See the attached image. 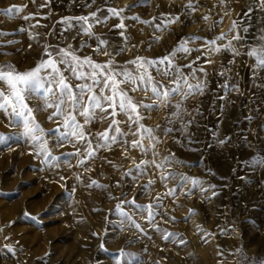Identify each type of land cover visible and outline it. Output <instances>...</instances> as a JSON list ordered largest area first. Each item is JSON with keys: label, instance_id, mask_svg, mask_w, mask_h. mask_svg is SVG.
<instances>
[{"label": "rangeland", "instance_id": "rangeland-1", "mask_svg": "<svg viewBox=\"0 0 264 264\" xmlns=\"http://www.w3.org/2000/svg\"><path fill=\"white\" fill-rule=\"evenodd\" d=\"M189 4L195 5L194 10ZM9 7L22 10L8 13ZM107 8L123 10L121 16L128 17L124 30L114 27L121 22L119 17L93 28L109 41L110 52L126 49L115 56L117 63L126 64L138 56L163 57L188 39L194 50L176 62L186 74L205 69L206 74L197 72L207 81L203 95L175 96L159 109L140 110L145 116L141 123L159 126L157 162L173 154L176 162L136 172L137 164L152 159L151 152L145 155L121 141L87 157L83 142L70 141L57 148L49 132L50 150L61 159L59 167H54L51 160L45 163L43 155H35L31 142L19 136L22 129L10 127L7 114L0 112V132L14 137L0 145V264H117L118 260L120 264H259L264 258V165L246 162L264 155V68L246 53L258 47L264 32L261 4L257 0H0V32L6 33L0 35V64L27 71L47 58L46 46L67 44L74 48L87 44L79 55L106 63L110 57L94 51L95 38L80 35L79 25L66 31L68 25L62 21L93 12L109 16ZM177 16L178 22L163 30L155 27L162 18ZM237 32L243 37L234 41L239 55L226 49L209 52L205 47L206 40ZM188 64L193 67H184ZM222 71L225 75H220ZM152 74L166 88L171 86L170 78ZM129 95L145 103L154 100L151 92ZM178 102L182 111L172 107ZM40 104L37 99L31 106L35 109ZM53 111L34 113L46 131L62 123V117L48 119ZM111 111H98L105 118L87 130L104 132L116 119L125 122L120 125L128 133L123 140L138 139L131 134L137 125L129 132L127 117L113 118L108 115ZM78 120L83 122L82 117ZM169 128L173 131L166 133ZM228 137L227 143L219 142ZM92 141L95 147V137ZM77 149L78 156H65ZM79 160L85 163L80 165ZM129 170L132 176L127 175ZM170 172L177 173V178L161 179ZM180 174L203 180L205 188L216 185L218 194L212 196V189L200 191L190 183L182 189ZM92 181L97 184L89 187ZM149 181L155 183L145 190ZM133 199L157 212L150 223L146 212L122 205L140 229L121 223L115 213L117 203ZM121 249L133 255L120 256Z\"/></svg>", "mask_w": 264, "mask_h": 264}, {"label": "snow or ice", "instance_id": "snow-or-ice-1", "mask_svg": "<svg viewBox=\"0 0 264 264\" xmlns=\"http://www.w3.org/2000/svg\"><path fill=\"white\" fill-rule=\"evenodd\" d=\"M95 3V0H92ZM261 4V10H264V0H257ZM189 9L195 8L194 4L187 6ZM20 7H9L6 9L8 13L14 11L19 12ZM106 11L109 16H98L96 12L86 16L65 17L62 23L67 24L66 31H70L76 25L80 26L79 34L87 35L90 38L97 40V46L94 51L102 53L110 57L106 63H99L94 61L90 56L81 57L79 51L83 47L89 46L83 44L80 48H74L72 44H67V47L59 45H48L45 47L44 56L41 61L32 69L20 72L13 64H0V112L6 113L9 120L10 127L22 129L19 136L26 141L31 142V146L37 157L43 155V161L48 163L50 160L54 162L52 166L59 167L61 159L59 156L53 155L49 146V132L51 138L55 141V147H63L66 142H83L85 144L84 152L87 157H95L97 151L103 148H109L112 144L131 143L133 148H140L141 151L147 155L152 154V159L144 160L135 167L136 172H143L149 166H155L157 169L167 168L168 165L176 162L175 156H165L159 163L157 156L159 153L155 152L156 143L160 139L158 135L159 126L148 127L141 121L145 116L141 114V109L152 110L159 109L161 105H168L175 96H181L182 99H187L193 95H203L207 87V81L197 76V72L205 73V69L196 68L190 74L182 71L176 61L183 54H190L194 49L188 45V39L178 42V46L172 50L168 55L160 58L148 59L144 57H136L134 60L128 61L126 64H119L115 61V56L120 55L121 52L126 51L125 48H120L114 53L108 50L109 41L105 38L97 36L93 28L95 25L107 23L110 17H119L121 22L114 27L119 29H126L123 22L128 17L121 16L123 10L116 8H107ZM29 17H25L28 19ZM133 20H139V16L131 17ZM155 19V18H153ZM207 19V17H205ZM179 17L162 18L160 24H156L157 29L163 30L168 25L178 22ZM148 23V21H144ZM236 21L233 22V29H235ZM24 29H21L23 31ZM247 31V29H245ZM0 35L6 33L0 32ZM124 36V32L120 33ZM194 39H200L195 37ZM243 39L238 32L234 35L221 33L218 37L206 40L205 47L209 52H219L221 50H229L234 55H239L235 42ZM217 41H227L226 43L218 44ZM258 47H252L246 54L254 58L257 66L264 68V32L258 40ZM211 63V61H207ZM62 66V67H61ZM184 67L192 68V64ZM164 77L170 78V87H165L160 80L152 74V71ZM220 75H225L221 72ZM191 77V79H190ZM73 81L77 83L73 84ZM128 86V87H125ZM227 86V85H225ZM231 90L238 91V87H233ZM143 91L144 93L151 92L154 100L152 103H145L143 100H136L129 95L130 92L135 93ZM39 99L41 104L34 109L32 102ZM177 111H182L181 104L172 106ZM111 108L112 111L108 113L109 116L115 118L119 114L127 117L129 132L131 126L137 125L136 131L131 134L138 139L132 141L123 140L128 133L121 130L120 125L124 121L113 119L112 125L108 130L101 133H92L87 130V126L94 121L105 118L103 115L98 116L97 112L101 114L106 113ZM48 109H54L52 114L48 117L52 120L53 117H62V123L54 129L46 131L36 120L35 112H44ZM199 110L197 109V112ZM78 117L83 118V122L78 120ZM192 121H189L191 123ZM186 128V125H185ZM173 129H165L166 133H170ZM111 132V135L109 134ZM163 133H161L162 135ZM92 137H95L96 145L93 147ZM13 134L0 132V145H6L12 140ZM230 137L220 140L221 144L228 142ZM147 142V147H145ZM80 150L77 149L75 153H67L66 157L78 156ZM78 163L83 165L85 160H79ZM249 163L250 166L264 165V155L253 158ZM127 175L132 176V170H129ZM177 178V173L170 172L168 176H162L161 179L167 180ZM80 177L77 176V179ZM61 177V180H64ZM179 187L182 189L189 183L192 188H197L200 191L207 192L212 189V196L218 193L215 191L216 185L209 184L205 188L204 181L198 178H192L187 175L180 174ZM155 181H149V185L145 186V190ZM96 181H92L89 187L96 185ZM191 190V189H189ZM127 204L129 207L141 212L147 213V218L151 223L157 215L153 211V207L139 204L135 199L131 201L121 200L117 203L115 213L122 218L121 223L130 222L132 227L140 229L141 226L133 219L129 211L122 209V205ZM174 219V218H173ZM143 231V229H141ZM170 235H175L171 233ZM168 239V236L165 237ZM185 243V241H181ZM8 251H13L11 246L5 245ZM103 247V245H101ZM120 256L131 257L133 254L123 249L119 250ZM120 264V261H117ZM259 264H264V258H261Z\"/></svg>", "mask_w": 264, "mask_h": 264}, {"label": "bare ground", "instance_id": "bare-ground-1", "mask_svg": "<svg viewBox=\"0 0 264 264\" xmlns=\"http://www.w3.org/2000/svg\"><path fill=\"white\" fill-rule=\"evenodd\" d=\"M263 152V151H262ZM256 173V172H255ZM260 177V176H259ZM247 178V177H246ZM262 183V182H261ZM248 186V185H247ZM264 223V222H263Z\"/></svg>", "mask_w": 264, "mask_h": 264}]
</instances>
